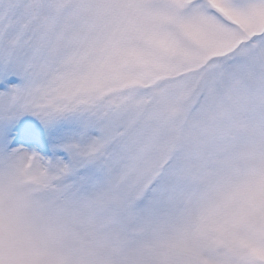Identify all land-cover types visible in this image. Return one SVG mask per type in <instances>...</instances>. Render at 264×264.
Returning a JSON list of instances; mask_svg holds the SVG:
<instances>
[{"label": "snow or ice", "instance_id": "snow-or-ice-1", "mask_svg": "<svg viewBox=\"0 0 264 264\" xmlns=\"http://www.w3.org/2000/svg\"><path fill=\"white\" fill-rule=\"evenodd\" d=\"M0 264H264V0H0Z\"/></svg>", "mask_w": 264, "mask_h": 264}]
</instances>
